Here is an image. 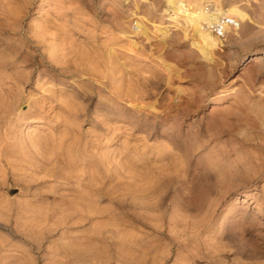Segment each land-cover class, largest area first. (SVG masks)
<instances>
[{
    "label": "rangeland",
    "instance_id": "rangeland-1",
    "mask_svg": "<svg viewBox=\"0 0 264 264\" xmlns=\"http://www.w3.org/2000/svg\"><path fill=\"white\" fill-rule=\"evenodd\" d=\"M168 1L0 0V264H264V0Z\"/></svg>",
    "mask_w": 264,
    "mask_h": 264
},
{
    "label": "bare ground",
    "instance_id": "bare-ground-1",
    "mask_svg": "<svg viewBox=\"0 0 264 264\" xmlns=\"http://www.w3.org/2000/svg\"><path fill=\"white\" fill-rule=\"evenodd\" d=\"M169 2L171 3V7H172L171 9L173 10V12H172L173 15L184 14V16L188 17L189 21L191 22L190 24L193 25L194 30L201 37V41H202L203 46H205V48L209 51H211L212 49H214L215 47H217L219 45L218 39H215L208 32L209 25L214 23V22H217L218 20H220V18H223V17L224 18H230V16L234 17V16H237L240 14V13L237 14L236 9L235 10L232 9V10H227V11H221L218 8L216 9L215 12L210 13L209 11H206L205 7H204V9L199 8L197 11L193 12V11H190V8L187 9V7H186L187 5L185 6V4H183L182 0H179V1L169 0L168 3ZM189 6L190 5H188V7ZM230 19H232V18H230ZM232 20L234 22V26H238L237 21L234 20V18ZM254 60H256V58H254L252 61H254Z\"/></svg>",
    "mask_w": 264,
    "mask_h": 264
},
{
    "label": "built area",
    "instance_id": "built-area-1",
    "mask_svg": "<svg viewBox=\"0 0 264 264\" xmlns=\"http://www.w3.org/2000/svg\"><path fill=\"white\" fill-rule=\"evenodd\" d=\"M234 27V22L230 18H220L217 22L209 25V31L218 38H223L226 35L227 28Z\"/></svg>",
    "mask_w": 264,
    "mask_h": 264
}]
</instances>
